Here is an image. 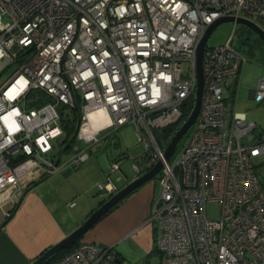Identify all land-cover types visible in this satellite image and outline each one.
I'll return each instance as SVG.
<instances>
[{"label": "built area", "instance_id": "obj_1", "mask_svg": "<svg viewBox=\"0 0 264 264\" xmlns=\"http://www.w3.org/2000/svg\"><path fill=\"white\" fill-rule=\"evenodd\" d=\"M229 15L264 27V0H0V74L14 67L0 83L4 216L35 172L80 166L92 146L130 124L146 156L141 165L132 162L134 173L162 161L147 218L158 223L160 264H264V184L251 160L264 154V128L255 132L259 125L236 107L246 60L232 45L233 33L204 47L199 112L173 162L155 134L171 126L175 132L189 116L196 44L212 21ZM253 100H264V74ZM64 108L78 121L70 147L59 151L52 140L64 138ZM122 162L109 164L99 194L118 190L110 174ZM209 201L218 203V217L207 215ZM51 264L133 263L79 239Z\"/></svg>", "mask_w": 264, "mask_h": 264}, {"label": "crops", "instance_id": "obj_2", "mask_svg": "<svg viewBox=\"0 0 264 264\" xmlns=\"http://www.w3.org/2000/svg\"><path fill=\"white\" fill-rule=\"evenodd\" d=\"M241 81L242 75L240 84ZM256 82L248 92L251 100ZM225 92L228 94L227 90ZM97 150L99 152L100 148ZM104 159L103 163L99 158L94 163L89 155L80 170V166L66 164L50 175L39 172L32 175L30 186L11 214L5 217L0 209V264H30L82 223L99 205L98 197L103 196L98 190L93 195L92 190L97 182H103L114 157L106 155ZM135 177L134 173L130 178L126 175L124 185ZM158 193L155 182H146L99 219L81 239L109 246L118 258L140 263L155 250L157 230L147 218ZM71 196H78L82 201L80 206L76 202L70 205L74 200Z\"/></svg>", "mask_w": 264, "mask_h": 264}, {"label": "rangeland", "instance_id": "obj_3", "mask_svg": "<svg viewBox=\"0 0 264 264\" xmlns=\"http://www.w3.org/2000/svg\"><path fill=\"white\" fill-rule=\"evenodd\" d=\"M234 26L235 31L233 32ZM231 33H233L232 45L235 44L236 40L240 36L245 37V43L242 46L241 54L245 58L246 62L242 69V81L238 90L236 107L239 111H244L246 113V117L248 120H252L259 125L256 130H254L255 132H257L264 128V101L257 103L251 100L248 97V92L256 82L257 78L264 74V41H262L261 38L246 25L238 22L234 23L233 21H226L218 24L215 27V29L209 35L206 44L210 46L224 44ZM13 70L14 67L12 66L4 69L0 74V83L8 75H10ZM224 94L226 95L227 93L224 92ZM64 116L72 117V112L68 108H64ZM192 129L193 125L189 127L186 133L178 141L175 150L168 158V161L170 163L173 162L178 155L180 149L188 139ZM174 130L166 135L162 134L160 130H155V134L158 137L159 144L162 148L166 146L168 140L170 139V134H173ZM62 139L63 135H60L56 139L52 140L53 144L55 145L54 149H60V143ZM97 147L100 148L99 152L98 150L96 151ZM144 150V144L143 142L138 141L133 126L130 124H124L123 126L117 128L114 132H111L109 137L102 139L96 147L91 148L89 150V154L90 159L93 160L94 163L97 162L98 158L102 163L105 162L104 157L106 155H108V157H114L115 159H123L120 168L110 174L112 183L120 188L126 181L125 176L127 175V177L130 178L131 174L134 173V171L131 169L132 162L135 161L137 162V164L141 165L142 162L146 159ZM68 156L69 151L66 150L60 158V163L62 164V162H64L68 158ZM46 157L51 158L49 155H46ZM251 160L255 165L256 174L259 177L260 182L264 184V154L252 157ZM81 168H83V166H80L78 169L80 170ZM106 170L108 171V167ZM106 179V176H104L102 178V181L106 182ZM150 181L155 182L159 187V182L156 177ZM97 190V187L93 188V195H96L95 191ZM106 197L107 194H104L102 197L98 198L99 200H101ZM70 199H74V203H78V206H80V204L82 203L78 196H71ZM73 210H75V208H73ZM206 211L209 217H218V203L215 201L207 202ZM152 226L153 228L155 227V230H157V221H152ZM136 264H160V254L158 251L154 250L149 255H147V257H145L140 263Z\"/></svg>", "mask_w": 264, "mask_h": 264}, {"label": "water", "instance_id": "obj_4", "mask_svg": "<svg viewBox=\"0 0 264 264\" xmlns=\"http://www.w3.org/2000/svg\"><path fill=\"white\" fill-rule=\"evenodd\" d=\"M226 21H233L238 22L241 24L246 25L249 27L252 31H254L262 41H264V27H262L257 22L242 17V16H221L216 18L214 21H212L200 37L198 44H197V50H196V72H197V83H196V92H195V101L193 108L187 117V119L181 124V126L174 132L172 135L170 141L165 147V150L163 152L164 158L168 159L173 151L175 150V147L180 140V138L186 133V131L189 129V127L193 124L195 121V118L199 112L200 103H201V96L203 91V73H202V58H203V52L204 47L207 43V39L211 32L215 29V27ZM245 37L240 36L235 43V49L237 51L242 50V46L245 43ZM254 92V90H253ZM253 97V96H252ZM73 166V165H72ZM162 168V161L158 160L150 169L144 171L122 187H120L115 193L110 195L106 200H104L100 205H98L95 209L92 210V212L82 221V223L77 226L73 231H71L69 234L64 236L62 239H60L58 242L54 243L47 249H45L41 254H39L35 259H33L30 264H42L44 261H46L49 257H51L53 254L59 252L63 248H66L70 245H72L77 240L81 239V237L89 230L91 229L94 224L106 213L109 209H111L114 205L119 203L121 200H123L125 197H127L130 193H132L134 190H136L141 185L145 184L146 182L152 180L156 177V175L160 172ZM118 261V260H116Z\"/></svg>", "mask_w": 264, "mask_h": 264}, {"label": "trees", "instance_id": "obj_5", "mask_svg": "<svg viewBox=\"0 0 264 264\" xmlns=\"http://www.w3.org/2000/svg\"><path fill=\"white\" fill-rule=\"evenodd\" d=\"M46 99V98H45ZM77 121H78V115H77V112H73L72 113V117H62L61 118V125L63 127V130H64V138H63V146L62 148L60 147V150H63L64 148L68 149L70 146L67 145V143L70 141V139L72 138L73 136V133L75 131V128H76V124H77ZM174 127H167L165 129H162L160 130L162 134H168L169 132L173 131ZM116 144V143H115ZM67 145V146H66ZM114 160H116L114 158ZM30 186V184L27 185V188ZM118 189L119 187L116 186ZM110 196V194H107V197L106 198H103L99 201V205L104 201L106 200L108 197ZM122 201V200H121ZM120 203V202H119ZM119 203H117L116 205H114L111 209L108 210V212H110L112 209H114ZM16 207V206H15ZM15 207L11 210V212L15 209ZM92 212V211H91ZM90 212V213H91ZM108 212H106L104 215H106ZM89 213V214H90ZM103 215V216H104ZM102 216V217H103ZM101 217V218H102ZM100 218V219H101ZM78 240L76 242H74L72 245L66 247V248H63L62 250H60L59 252L53 254L51 257H49L46 261H44L42 264H51V262H53L54 260H56L57 258H59L60 256H62L64 253L70 251L76 244H77Z\"/></svg>", "mask_w": 264, "mask_h": 264}, {"label": "bare ground", "instance_id": "obj_6", "mask_svg": "<svg viewBox=\"0 0 264 264\" xmlns=\"http://www.w3.org/2000/svg\"><path fill=\"white\" fill-rule=\"evenodd\" d=\"M256 22V21H255ZM197 44H198V42H197ZM197 44H196V50H197Z\"/></svg>", "mask_w": 264, "mask_h": 264}, {"label": "clouds", "instance_id": "obj_7", "mask_svg": "<svg viewBox=\"0 0 264 264\" xmlns=\"http://www.w3.org/2000/svg\"><path fill=\"white\" fill-rule=\"evenodd\" d=\"M138 176V175H137Z\"/></svg>", "mask_w": 264, "mask_h": 264}]
</instances>
